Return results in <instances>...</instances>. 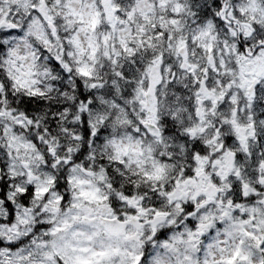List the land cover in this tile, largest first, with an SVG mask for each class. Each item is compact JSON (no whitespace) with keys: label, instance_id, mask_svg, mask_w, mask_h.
<instances>
[{"label":"snow or ice","instance_id":"snow-or-ice-1","mask_svg":"<svg viewBox=\"0 0 264 264\" xmlns=\"http://www.w3.org/2000/svg\"><path fill=\"white\" fill-rule=\"evenodd\" d=\"M0 36V264H264V0H0ZM9 86L57 92L66 135L128 128L105 147L142 183L61 157Z\"/></svg>","mask_w":264,"mask_h":264},{"label":"clouds","instance_id":"clouds-1","mask_svg":"<svg viewBox=\"0 0 264 264\" xmlns=\"http://www.w3.org/2000/svg\"><path fill=\"white\" fill-rule=\"evenodd\" d=\"M193 3V10H196L199 5H203L204 0H192ZM208 3H211V0H208ZM8 37L0 36V40L6 39ZM43 55H47L46 53H42ZM42 64H48V66H51L49 61H41ZM6 66L3 64H0V69L5 68ZM59 75V79L56 81L55 87L59 89L61 87V84H67V80L64 79L66 74L60 73L59 69L56 70V73ZM7 80V74L6 72L0 71V82H6ZM7 92L11 93V96L8 97L7 103L14 109H18L19 111H24L25 107H27L29 104L31 107L29 108V111L33 116H38L41 114L46 113L47 114V122L41 121L40 128H50L51 132L49 133L50 136L56 137V144H54V147H57L60 151L59 154L61 157H63L66 154V151L68 148H72V155L75 156L78 153H83L81 158L76 162L77 164H84L87 163V166L89 168H96L99 169L101 167V162H103V168L104 169H111L112 173L109 177V179L113 182H116L119 185V190H122L124 186L128 184H132L135 186L142 183V178H133L132 172L135 171V169L126 170V169H120L118 165L112 162L110 159V149L106 148L105 145L109 139L112 137L119 138L120 136L125 135L129 129L128 128H112L111 122L106 125H100L98 127H104L105 131L102 132L99 136V138H95L92 136L87 137V139L84 138V125L83 122L79 123V126H71L69 128V134L66 135L63 131L60 129L67 126L66 124L62 123L59 120H55L53 122V116L52 112L55 111V108L59 107L60 104L64 103V100L60 98V96L57 94V92L51 93V95L43 98L42 104L38 100H32L30 98H27L22 92L17 93V91L9 86L7 88ZM55 97V99H53ZM5 96L4 94H0V100H4ZM14 98V100H13ZM260 100V106L257 108V113L264 112V96L258 97ZM23 100V103L21 101ZM129 111L131 112V108H129ZM260 119H264V115L259 117ZM94 119V117H93ZM4 123V121H0V124ZM136 125L133 124L131 127H135ZM262 128V134H264V126H261ZM17 131H19L17 129ZM75 133L76 135L80 136L81 139L79 141H73L71 139V133ZM27 133L29 136L32 135H40V129H37L33 127L31 129V132H28L27 129L25 132L20 133L21 136L25 135ZM143 138L145 141L148 140V137L141 132L140 137ZM39 143V141H37ZM5 142L3 139H0V148H4ZM43 145H41V151H43ZM6 151V149H5ZM257 153L264 152V143L258 144L256 148ZM94 157V159L92 158ZM0 162H6V158L4 153H0ZM63 165H61L58 168L53 169V172L56 176L60 175L61 170L63 169ZM67 175V173H66ZM122 177V178H121ZM64 177H61V183H63ZM143 187L145 189H148L150 186L147 184H144ZM61 191H68L67 189H61ZM107 191V189H105ZM115 191V190H114ZM144 194H148L145 192ZM123 210V209H122ZM154 255L153 249L151 246H148L147 249V257H146V264H148V260L151 258V256Z\"/></svg>","mask_w":264,"mask_h":264}]
</instances>
